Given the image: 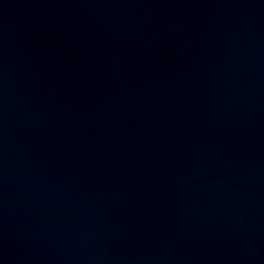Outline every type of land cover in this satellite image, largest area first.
Here are the masks:
<instances>
[{
    "label": "water",
    "instance_id": "water-1",
    "mask_svg": "<svg viewBox=\"0 0 264 264\" xmlns=\"http://www.w3.org/2000/svg\"><path fill=\"white\" fill-rule=\"evenodd\" d=\"M0 264H264V0H0Z\"/></svg>",
    "mask_w": 264,
    "mask_h": 264
}]
</instances>
